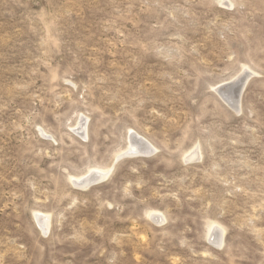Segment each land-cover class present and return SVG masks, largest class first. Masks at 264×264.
I'll return each mask as SVG.
<instances>
[{
	"label": "rangeland",
	"instance_id": "1",
	"mask_svg": "<svg viewBox=\"0 0 264 264\" xmlns=\"http://www.w3.org/2000/svg\"><path fill=\"white\" fill-rule=\"evenodd\" d=\"M0 264H264V0H0Z\"/></svg>",
	"mask_w": 264,
	"mask_h": 264
},
{
	"label": "bare ground",
	"instance_id": "2",
	"mask_svg": "<svg viewBox=\"0 0 264 264\" xmlns=\"http://www.w3.org/2000/svg\"><path fill=\"white\" fill-rule=\"evenodd\" d=\"M238 78V77H237ZM238 80V79H237ZM231 81V80H230ZM230 83V82H229ZM234 83V82H233ZM237 83V82H236ZM235 84V83H234ZM221 85V84H220ZM236 85V84H235ZM225 86V85H224ZM228 86V85H227ZM231 86V85H230ZM237 86V85H236ZM216 89V88H215ZM219 89H220V87H219ZM235 89V88H234ZM244 89V88H243ZM224 92V91H223ZM231 92H233V91H231ZM235 94V93H234ZM229 95H231V93L229 94ZM232 95H233V93H232ZM237 95V94H236ZM235 95V96H236ZM241 95H242V93H241ZM234 96V95H233ZM232 96V97H233ZM239 96V95H238ZM228 97V96H227ZM225 99H227V98H225ZM231 99V98H230ZM225 102H226V100H224ZM232 101V100H231ZM236 101V100H235ZM238 101V100H237ZM236 101V102H237ZM235 102V103H236ZM227 103H229V102H227ZM231 103V102H230ZM226 104V103H225ZM231 105V104H230ZM229 105V106H230ZM240 106V105H239ZM233 108V107H232ZM236 110V109H235ZM237 111V110H236ZM140 138V137H139ZM137 141V140H136ZM135 142V141H134ZM138 142V141H137ZM135 144V143H134ZM133 144V145H134ZM142 144V143H141ZM144 145V144H143ZM139 147H140V145H138ZM148 146V145H147ZM135 147H137V145L135 146ZM134 147V148H135ZM139 150V149H138ZM145 150H149L148 148L147 149H145ZM145 150H144V152H145ZM142 151V150H141ZM137 152V151H136ZM146 152H148V151H146ZM149 152H150V150H149ZM135 153V152H134ZM142 155V154H141ZM196 156V155H195ZM194 157V156H193ZM90 173H92V172H90ZM98 173V172H97ZM93 174V173H92ZM101 174V173H100ZM107 174V173H106ZM98 175V174H97ZM89 175L87 174V177H88ZM103 176H104V174H103ZM106 177V176H105ZM95 178V176H92V177H90V178H87V179H85V181H84V183H83V185H86V187H87V183H89V182H91V181H94V180H96L97 181V179L99 178V176H97V179H94ZM101 178V177H100ZM83 179H84V177H83ZM80 180V179H79ZM75 182V181H74ZM76 182H77V180H76ZM80 182V181H79ZM99 182V181H98ZM101 182V181H100ZM77 184V183H76ZM92 184V183H91ZM96 184V183H95ZM94 185V184H93ZM89 187V186H88ZM41 217V216H40ZM160 217V216H159ZM156 218V217H155ZM40 219V218H39ZM154 219V218H153ZM157 219H158V217H157ZM157 219L156 220H154V221H156L157 222ZM160 219V218H159ZM37 220V219H36ZM46 220V219H45ZM38 222H39V220H37ZM41 221V220H40ZM37 222V223H38ZM42 222H44V221H42ZM45 223V222H44ZM159 223V222H158ZM39 225V224H38ZM42 227V226H41ZM48 227V226H47ZM45 229V228H44ZM215 234V233H214ZM216 241H218V240H216ZM214 243H215V241H214ZM217 243V242H216ZM216 243H215V245H216ZM216 246H219L218 245V243H217V245Z\"/></svg>",
	"mask_w": 264,
	"mask_h": 264
}]
</instances>
